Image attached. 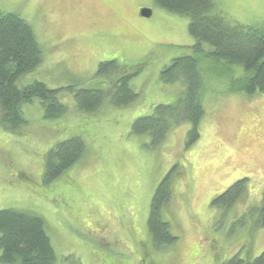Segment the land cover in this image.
Returning a JSON list of instances; mask_svg holds the SVG:
<instances>
[{
    "label": "rangeland",
    "instance_id": "374dc122",
    "mask_svg": "<svg viewBox=\"0 0 264 264\" xmlns=\"http://www.w3.org/2000/svg\"><path fill=\"white\" fill-rule=\"evenodd\" d=\"M214 1L233 23L264 29V0ZM143 9L152 16L142 17ZM7 13L32 26L43 53L20 86L41 82L58 90L67 113L46 119L36 99L22 106L26 126L11 132L0 124V210L40 217L55 264H251L264 252V92L250 90L242 65L209 55L208 44L196 48L189 18L154 0H0V14ZM186 54L197 58L203 81L200 138L188 148L191 124L181 123L151 149L150 137L135 136L132 126L183 95L182 84L164 82L161 73ZM111 61L145 64L130 82L138 99L80 110L78 91L110 92L122 76L97 75ZM75 137L85 143L82 158L46 182L48 154ZM175 166L173 200L163 215L178 241L156 248L151 203ZM241 180L239 199L214 203Z\"/></svg>",
    "mask_w": 264,
    "mask_h": 264
},
{
    "label": "trees",
    "instance_id": "16d2710c",
    "mask_svg": "<svg viewBox=\"0 0 264 264\" xmlns=\"http://www.w3.org/2000/svg\"><path fill=\"white\" fill-rule=\"evenodd\" d=\"M156 5L189 18V32L197 40L196 48L208 44L209 55L231 64H240L249 77L250 90L264 92V29L258 30L233 23L216 6L214 0H154ZM43 60L41 46L32 26L19 14H0V124L11 132L27 125L22 106L38 99L44 108L45 118L59 119L67 108L59 100V91L35 82L21 87L20 79L35 70ZM120 66L117 61L100 64L97 75L111 76L121 70L122 76L114 88L107 92L99 89L80 90L75 102L80 110L94 113L108 99L111 106L126 107L138 99L130 82L142 71L145 64ZM121 68V69H120ZM166 83L179 82L183 95L172 105H159L151 115L137 119L131 132L135 136L150 137V148L160 146L174 125L191 124L187 147L200 138L199 126L204 117L200 102L203 81L197 58L182 55L173 60L161 73ZM85 151L80 137L58 144L50 151L45 163L46 182L60 178L77 164ZM175 166L157 188L151 203L148 230L156 248L168 247L178 241L171 226L164 219L163 210L173 200L172 180ZM245 180L236 182L215 204H233L244 191ZM264 222V213H263ZM57 260L45 222L38 216L12 209L0 210V262L2 264H55ZM238 261L237 258L234 259ZM233 260V261H234ZM251 264H264V252Z\"/></svg>",
    "mask_w": 264,
    "mask_h": 264
},
{
    "label": "water",
    "instance_id": "95a60500",
    "mask_svg": "<svg viewBox=\"0 0 264 264\" xmlns=\"http://www.w3.org/2000/svg\"><path fill=\"white\" fill-rule=\"evenodd\" d=\"M153 14V11L151 9H143L141 10V16L145 18H150Z\"/></svg>",
    "mask_w": 264,
    "mask_h": 264
}]
</instances>
